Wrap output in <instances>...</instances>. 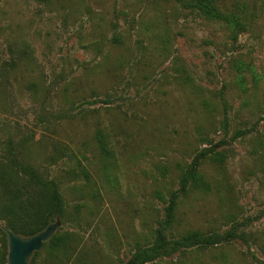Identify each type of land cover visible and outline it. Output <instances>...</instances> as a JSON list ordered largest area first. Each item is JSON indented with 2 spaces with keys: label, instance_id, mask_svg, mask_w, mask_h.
Segmentation results:
<instances>
[{
  "label": "rangeland",
  "instance_id": "1",
  "mask_svg": "<svg viewBox=\"0 0 264 264\" xmlns=\"http://www.w3.org/2000/svg\"><path fill=\"white\" fill-rule=\"evenodd\" d=\"M185 1L0 0V229L27 172L62 203L34 264H264V0Z\"/></svg>",
  "mask_w": 264,
  "mask_h": 264
},
{
  "label": "trees",
  "instance_id": "2",
  "mask_svg": "<svg viewBox=\"0 0 264 264\" xmlns=\"http://www.w3.org/2000/svg\"><path fill=\"white\" fill-rule=\"evenodd\" d=\"M189 9L197 11L206 19L221 20L229 22L234 18L232 14H227L217 6V0H186ZM241 134V133H239ZM213 152L211 149H202L192 160L190 170L180 176V189L185 188L187 178L196 172L198 161ZM27 175L37 184L39 190L26 189L25 186L16 188L10 187L7 191L8 201L5 205L4 215L10 219L7 228L13 233L21 236H31L42 230L50 223L54 216L62 212V203L55 183L52 180L37 181L32 172ZM173 203H169L166 211L171 212ZM233 231H226L221 234L202 235L197 231L188 232L181 235L173 244L180 247H201L208 248L215 244L228 242L234 237ZM55 234L45 243L55 241ZM162 234L158 235V242L150 249L135 251L123 264H146L159 255L160 249L164 247ZM0 264H5L6 245L5 235L0 229ZM42 248V247H41ZM37 252L33 253L28 264H34ZM264 256V253H263Z\"/></svg>",
  "mask_w": 264,
  "mask_h": 264
},
{
  "label": "water",
  "instance_id": "3",
  "mask_svg": "<svg viewBox=\"0 0 264 264\" xmlns=\"http://www.w3.org/2000/svg\"><path fill=\"white\" fill-rule=\"evenodd\" d=\"M61 222L58 216L45 227L31 236H21L10 229L2 227L5 235L6 256L5 264H28L33 253L38 252L42 244L47 242L58 230Z\"/></svg>",
  "mask_w": 264,
  "mask_h": 264
}]
</instances>
